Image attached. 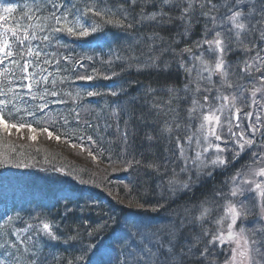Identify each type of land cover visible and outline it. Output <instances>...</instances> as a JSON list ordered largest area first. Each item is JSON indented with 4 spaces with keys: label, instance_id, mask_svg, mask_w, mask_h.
I'll use <instances>...</instances> for the list:
<instances>
[{
    "label": "snow or ice",
    "instance_id": "1",
    "mask_svg": "<svg viewBox=\"0 0 264 264\" xmlns=\"http://www.w3.org/2000/svg\"><path fill=\"white\" fill-rule=\"evenodd\" d=\"M34 4V8L22 13L20 21L11 24L15 6H0V140L5 134L11 136L13 129L17 133L24 129L29 133H46L49 139L57 141L62 135L67 136L55 127H41V121L59 123L60 127L74 122L76 129L81 125L98 127L86 118L100 119V112L91 107L90 98L127 96L129 88L139 83L125 81L106 93L80 87L77 82L112 80L118 74L100 73L94 66L96 57L74 54L75 49L63 43L65 37L73 41L92 37L98 48L111 50L114 36L109 29L130 33L139 25L150 24L152 34L148 40L153 44L155 39L161 42L167 39L161 35L164 31L174 32L172 43L178 44L176 37H190L200 24V38L183 47L181 59L176 61L187 77L192 76L193 70L196 72L195 81L188 79L184 84L185 95L180 96L179 90L168 85L144 88L145 96L161 90L170 94L165 112L169 119L156 135L146 133L145 139L150 146L163 143L164 151L171 152L180 163L179 173L173 169L172 178L167 181L168 191L173 194L177 182L183 190H191L203 180L212 179L217 171L228 173L245 153L249 159L228 173L224 181L227 192L223 186L214 188L200 202L197 214L192 215L185 208L183 216L175 213L177 219L155 229L105 214L107 219L84 232L76 223L68 224L64 231L38 212L27 213L25 218L15 204L0 200V264H54L56 255L46 252L42 247L44 240L78 245L65 264H216L220 254L217 248L225 244L230 247L222 264H264V223H260L264 221V0H119L115 5L109 0H34ZM50 46L55 50L49 52ZM166 50L175 53L171 44ZM232 52L254 53L242 60V67L235 65L240 67L245 79L252 76L253 70L260 73L255 78L257 82L250 89L245 88L250 91V104L246 100L241 105L240 96L226 94L227 89L234 87L228 79L233 62L227 57ZM184 57L198 64L188 66ZM129 59L138 62V58ZM159 59L149 57L151 63L145 69L168 72L171 63H157ZM101 63L111 66L112 59H102ZM89 65H92L90 70ZM214 76L219 80L214 81ZM193 83L195 86L190 87ZM137 99L139 96L133 95L128 101L130 109ZM182 99L188 101L183 110L178 103ZM250 105L259 111H244ZM58 106H64L65 111H56ZM107 107L112 117H119L115 108ZM154 109L159 116L161 106L155 102V95L149 111ZM137 118L157 123L144 114ZM128 125L129 120L124 121L123 129L116 124L124 152L128 146ZM87 128L81 131L86 132ZM28 138L35 140L36 136ZM77 139L80 143H72L71 147L86 150L93 160L97 154L103 155L102 150L98 153L93 150L98 142L92 135H87L86 140L93 147H87L84 136ZM22 155L16 152L15 145L8 144L7 151L0 152V167H27L17 158ZM134 166L162 175L161 164L155 160L142 162L135 157L125 160L121 170L128 172ZM179 174L184 178L177 181ZM79 183L89 181L81 179ZM125 189L131 191L128 185ZM75 194L73 190L62 197L66 202L65 219L73 213L71 204ZM89 203L86 201L85 206ZM133 203L137 208L145 207L138 201H129L128 206L132 207ZM162 207L160 204L152 211ZM214 208L220 210L215 217ZM253 215L258 217L257 223L245 227L244 222ZM213 224L215 228L208 226ZM85 235L89 238L87 242Z\"/></svg>",
    "mask_w": 264,
    "mask_h": 264
},
{
    "label": "trees",
    "instance_id": "2",
    "mask_svg": "<svg viewBox=\"0 0 264 264\" xmlns=\"http://www.w3.org/2000/svg\"><path fill=\"white\" fill-rule=\"evenodd\" d=\"M12 6H15L16 12L12 14L9 24L15 21H20L22 13L28 11L29 8H34V0H10ZM112 0L109 3L112 4ZM117 3L119 0H116ZM114 5V4H113ZM2 23V22H0ZM118 29V28H116ZM202 26L197 24L195 30L188 38L176 37L179 40L178 44L172 43L174 32H161L162 36L167 39L163 42L155 39V43L148 40V36L152 34V26L150 24L139 25L135 30H130L126 33L119 29L120 34L126 38L123 40L119 33H115L114 40L118 43L116 48L121 53V60L114 59L111 66L106 64L101 66L102 74L107 75L109 71H115L118 76L122 77L121 83L125 81H136V83L129 88V95H121L119 97L103 96L90 98L92 106L106 107L108 101L122 102L118 103L117 111L120 113L119 117H114L109 120L101 119L95 120L90 116V120L98 125L94 128L93 138L98 142L94 151L97 153L102 150L103 155H99L101 161L98 164H93L88 161L87 165L73 164L69 161V157L65 154H78L69 149L67 145H55L41 137L38 143L30 144L25 139L15 138L14 136H5L0 140V152L7 151V145L12 144L16 146L17 153H23L18 156L27 167H0V200H5L9 205L15 206L21 210L22 215L27 218V213L38 212L47 218L53 220L56 224L61 226V229L66 231V226L71 223L80 224L81 231L84 232L88 228L100 223L107 216L118 217L121 221H136L143 225H147L153 229L161 225H167L173 219H177L175 213L184 215L185 208L189 209L192 215L198 213L199 204L209 196L214 188H221L227 192V186H224V181L228 173L235 168H239L241 163L238 161L228 169V173L223 172V176L217 178L216 174L212 179H205L199 187H193L191 190H183L179 182L175 185V193L168 191L167 181L172 178V170L176 169L179 173L180 163L175 159L171 152L164 151V144L157 142L150 146L149 141L145 139L146 133L156 135L157 130L163 127L165 120L169 116L165 115L167 111V101L170 94L161 90L157 94H148L145 96L144 88L148 85L159 88L162 85L172 86L179 90L178 94L184 96V84L188 79L195 80V70L192 76L187 77L183 69L179 68L176 63L181 59L180 50L191 45L200 36ZM110 31V29H109ZM70 42H74L70 45ZM93 38L89 37L86 40H75L64 38L63 43L68 44L75 49L74 54H87L91 56ZM152 45L150 47L149 45ZM171 44L175 48V53L169 49ZM51 46L48 51H54ZM60 52H65V49H60ZM129 57L138 58L137 60H130ZM149 57H159L157 63L161 61H168L172 67L168 72H160L151 69H145V65L151 63ZM186 59V57H184ZM195 61L188 66H191ZM87 64V62H85ZM92 65H89V70ZM142 69V70H137ZM53 71V69H50ZM84 71V69H78ZM217 81V79H215ZM80 87H92L102 93L109 92L114 87H108V80L102 78L96 79L90 83L77 82ZM194 87L195 83L189 85ZM133 95L139 96L131 109L128 101ZM155 95V102L161 106L160 115L156 116L157 110L149 111L150 105ZM145 100L148 103H145ZM87 102V101H86ZM174 103H176L174 101ZM181 110L187 105L188 101L180 100ZM101 110V109H99ZM98 110V111H99ZM56 111H65L64 106H58ZM134 112L133 115L130 113ZM144 114L146 118H152L157 121L153 124L146 120H140L139 117ZM129 120L128 125V146L127 151L124 152V146L121 144L117 134L116 124L119 123L121 129L124 127V121ZM62 123V122H61ZM111 124L112 127L108 125ZM35 126V125H34ZM41 127H55L61 134L67 133V136L62 137L68 142L76 143L79 135V130L74 125H67L60 127V124L52 125L50 122L45 123L41 121ZM23 136H26L27 129L22 130ZM19 137V136H18ZM22 137V136H20ZM88 146L93 147L90 143ZM133 157L142 162H150L155 160L161 164L160 169L162 175H157L156 172L144 167L134 166L128 172L122 171L125 160H130ZM38 175V176H36ZM183 174H179L177 181L182 180ZM83 179L89 181L88 184H81L79 181ZM99 185L95 187L94 185ZM125 185L131 189L127 191ZM75 191L72 197L71 207L73 213L65 219V201L62 197ZM112 193V195H109ZM116 197V198H114ZM90 201L88 206L85 202ZM119 201V202H118ZM129 201H138L145 205L144 209L137 208L135 203L129 207ZM223 203V201H220ZM163 204L164 207L159 208V211H152L153 207H159ZM214 208L213 217L216 216ZM219 210V209H218ZM220 212V210H219ZM107 214V216L105 215ZM23 226V225H20ZM215 228L216 226L208 225ZM187 231V230H185ZM89 238L85 235L84 240L87 242ZM42 247L46 252L55 253L56 261L54 264H65L67 259H71L76 253L78 245L75 242L69 243H49L47 240L42 241ZM219 246L217 252L220 253L216 258V264H222L225 256L228 255L226 248L224 251L220 250ZM228 250V249H227Z\"/></svg>",
    "mask_w": 264,
    "mask_h": 264
},
{
    "label": "bare ground",
    "instance_id": "3",
    "mask_svg": "<svg viewBox=\"0 0 264 264\" xmlns=\"http://www.w3.org/2000/svg\"><path fill=\"white\" fill-rule=\"evenodd\" d=\"M112 2V4H117V1L116 0H112L111 1ZM198 39L200 38V36H198L197 37ZM121 53H118L117 55H114L113 57H114V59H115V57L116 56H119L120 57V59L119 60H121ZM251 55H254V53H250V56ZM237 57L238 59H237V61H236V63H235V61L231 58V56L230 55H228V57H227V59L230 61V62H233V67L232 68H236V66L235 65H237V64H239L240 66H242V60L244 59V54H243V52H240V53H236L235 55H233V57ZM113 57H111V59L113 58ZM112 61H114V60H112ZM251 62V61H250ZM238 68V67H237ZM236 68V69H237ZM235 73H236V76H238L239 78L240 77H243L244 78V73L243 72H241V71H235ZM107 75H111L110 73H108ZM260 76V73H258V72H255V70H253V72H252V76L250 77V78H247L246 80L249 82V84L250 85H245L246 87H249V89L251 88V85L253 84V83H256L257 81H256V77H259ZM109 81V80H108ZM230 91V93L232 92V90H230V89H227V93ZM226 93V94H227ZM233 94H235L236 93V91H233L232 92ZM248 97H250V93H249V95H248ZM118 103L119 104H121L122 102H120V101H118V102H115V103H113V101H108V102H106L105 104L108 106V105H111V108H115L116 110H117V105H118ZM248 103H249V101H248ZM102 106V105H101ZM101 106H92L91 105V107H93V108H95L96 109V111L97 112H100V115L102 116V118L104 119V120H109V119H112V118H114V117H112L111 116V109L110 108H108L107 106L106 107H101ZM99 109H104L105 111H103V112H101ZM99 110V111H98ZM87 119H89L90 120V116H87L86 117ZM100 119H101V117H100ZM102 120V119H101ZM71 125H74V122L71 124ZM83 128H87V126L86 125H81L80 126V129H78L79 130V135H80V133H81V136H84V142L86 143V145H87V147H90V146H88V144L89 143H87V140H86V136L87 135H93L94 134V128H87V131L86 132H83V131H81V129H83ZM94 150V149H93ZM78 151V150H77ZM74 152V151H73ZM80 152V155H78V154H71L72 156H69V154H65V156H68L69 157V161L70 162H72L73 164H78V165H80V166H84V165H87L86 163H89L88 161H90V162H92L93 164H98L100 161H101V159L99 158V156H98V154H97V159H95V160H93L92 159V157L91 156H89L88 155V152L85 150V151H79ZM97 152V151H96ZM90 164V163H89ZM236 164V163H235ZM239 166H241V165H239ZM215 174H216V176H217V178H219V177H221V176H223L224 174H223V172H220V171H217V172H215ZM36 176H38V175H36Z\"/></svg>",
    "mask_w": 264,
    "mask_h": 264
},
{
    "label": "rangeland",
    "instance_id": "4",
    "mask_svg": "<svg viewBox=\"0 0 264 264\" xmlns=\"http://www.w3.org/2000/svg\"><path fill=\"white\" fill-rule=\"evenodd\" d=\"M236 53H240V52H232V53H229V55L231 56V58L235 61V63H236V61H237V57L235 56V57H233V55H235ZM244 54V59H247L249 56H250V53L249 54H245V53H243ZM207 55V54H206ZM186 60H187V57H186ZM187 63L190 65V63H192V60H187ZM194 63H196V64H198V62L197 61H195ZM240 67H242V66H240ZM240 67H236L235 69L234 68H230V70H229V77H228V79H229V81H231L232 83H233V85H234V87L232 88V89H230V90H232V92L233 91H236V95L237 96H240L241 97V99L240 100H238V103L239 104H241V105H243L244 103H245V101L247 100V102L249 101V104H250V97H248V95H249V93H250V91H246L245 90V88H248L249 89V87H246L245 85H250L249 84V82L245 79V78H243V77H238V76H236V73H235V71H240ZM204 75H207V73H204ZM195 78H196V72H195ZM215 79H217V81L219 80V77L218 76H214L213 77V80L215 81ZM195 81V80H194ZM242 86H244V87H242ZM231 92V93H232ZM227 93V92H226ZM228 93H230V91L228 92ZM244 111H252V112H258L259 111V109L256 107V106H254V105H250L249 107H247V108H245L244 109ZM241 115H243V113L241 114ZM243 123L245 124V126L247 125V123H248V121H243ZM34 135V134H33ZM36 139H37V136H36ZM36 139L35 140H32V143H35L36 142ZM246 155H247V153H245ZM243 157V156H242ZM246 160H247V157H246ZM256 211H258V209H256ZM215 213H216V215L219 213V210L218 209H216L215 210ZM257 220H258V217L257 216H255V215H253V216H250L244 223H245V227H254L255 226V224L257 223ZM240 222L238 221V224H239ZM260 223H264V221H260ZM229 245H227V244H225V245H223V246H221L220 247V250L222 249V251H224V249L226 248V251H228L227 249H229Z\"/></svg>",
    "mask_w": 264,
    "mask_h": 264
}]
</instances>
